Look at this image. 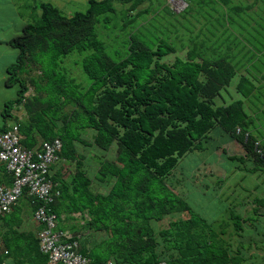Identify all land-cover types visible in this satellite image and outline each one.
Returning <instances> with one entry per match:
<instances>
[{
	"label": "trees",
	"instance_id": "obj_1",
	"mask_svg": "<svg viewBox=\"0 0 264 264\" xmlns=\"http://www.w3.org/2000/svg\"><path fill=\"white\" fill-rule=\"evenodd\" d=\"M184 4L181 11L188 16L190 5ZM152 7L151 0H90L84 12L67 16L40 3L31 8L32 18L21 15V33L7 43L18 51L6 68V86H17L16 96L4 103L2 120L21 107L25 117L15 123L22 145L40 149L58 139V160L75 163L67 180L52 178L54 164L50 166L47 179L55 195L49 209L57 216L85 215L79 229L103 234L81 248L88 264H252L251 251L259 248L251 235L259 234L257 223L264 219V191H229L226 202L232 209L226 222L218 223L217 216L209 222L175 191L181 180L174 178L173 186L169 179L187 154L207 150H220L227 160L242 165L247 158L251 163L248 170L243 165L245 172L264 174V136L256 129L264 113L259 109L264 66L251 61L263 51L264 36L257 47L254 32L244 42L239 38L242 30L238 36L225 28L228 15L206 20L196 34L186 27L192 25L189 20L182 34L166 33L168 27L160 28V21L151 24L160 16ZM230 8L237 14L249 6ZM163 11L172 15L166 7ZM142 15L147 18L137 22ZM228 22L235 20L230 17ZM148 26L155 31L151 36L145 31ZM169 55H175L173 62H162ZM74 56L73 65L86 76L84 81L63 67ZM231 86L234 96L227 91L228 102L222 91ZM29 89L32 95L26 97ZM246 103L258 112L253 106L246 109ZM5 129L1 124L0 131ZM88 129L93 135L84 138ZM215 130L239 143L245 155H228L223 142L211 135ZM76 144L104 152L115 146L117 155L115 160H99L91 178L83 166L88 157L76 151ZM0 173V185H11L6 165L0 164ZM224 176L216 182L223 183ZM222 185L221 195L226 188ZM62 202L68 205L64 209ZM14 206L0 217L5 227L4 233L0 228V252H7L0 263L11 257L17 264H47L48 254L40 251L38 239L30 243L33 249L16 254L24 235L13 229L14 222L8 225ZM181 215L186 217L170 219L167 227L156 230L152 225ZM218 228L230 233L221 243Z\"/></svg>",
	"mask_w": 264,
	"mask_h": 264
},
{
	"label": "rangeland",
	"instance_id": "obj_2",
	"mask_svg": "<svg viewBox=\"0 0 264 264\" xmlns=\"http://www.w3.org/2000/svg\"><path fill=\"white\" fill-rule=\"evenodd\" d=\"M41 1V0H37ZM187 2L190 5V9L188 11V16L186 13H182L181 5L184 2ZM254 0H228L229 5L225 6L222 3L225 2V0H151L152 3V10L151 12H157V14H154L155 16L160 14L159 20H152V25L153 27L158 25L157 22L160 21L159 26L160 28L164 25L165 27L167 26L168 28L164 29V32L170 33V32H176L179 35L182 34V25L189 20L192 25H186L187 28H191L193 32H198L199 28L202 26L203 23H205L206 20H214V17L221 15L222 17L224 16L225 18L227 17L228 21H230V17H232L235 20V23L232 25L229 24L228 21H225V28H228L229 33H233L235 35L239 36L240 31L242 30L241 33H243V38L239 36L241 40L246 42L244 37H248V33H256L257 34V40L255 39V45L256 47L259 46V40L262 39V36H264V0H258L257 6L255 2H252ZM27 2V0L25 1ZM25 2H22V4H12L8 5L10 8H12V11L17 12L19 17L22 18L21 15L24 17H33L32 14H30V11H28V4H25ZM10 3V0L8 1V4ZM180 3L179 5H177ZM252 3H255L251 5ZM146 6L149 5V3L145 4ZM144 5V6H145ZM161 5V6H160ZM234 5H239V6H250L248 9H243V12L240 13H234L232 9L230 8L231 6ZM141 6V7H144ZM8 7V8H9ZM66 8H61V12L67 16H71L72 14L76 12H84L87 7L88 3H84L82 1H72L71 3H66L65 4ZM166 7V9L172 13L171 14H164L163 8ZM13 12H8V19L7 23L5 25H2L1 32H4V34L11 38L13 35H19L22 30V19L18 18L15 16L12 18L10 16L11 13ZM182 13V14H181ZM170 15V16H169ZM261 15V16H260ZM185 16V17H184ZM143 17V18H142ZM182 17V18H181ZM147 18V17H146ZM142 15L140 19L137 20L139 22L140 20L146 19ZM211 18V19H210ZM186 19V20H184ZM34 20V19H33ZM246 20V21H244ZM145 22L141 21L140 24H144ZM261 23V24H260ZM208 24V23H207ZM145 25V24H144ZM100 29V28H99ZM104 31V30H102ZM107 31V30H105ZM149 36L152 35V32H155L151 26L147 27L145 30ZM242 35V34H241ZM5 47L8 48L6 45L0 46L1 50H5ZM11 50L15 52V54H18V51L12 47ZM8 48V50H10ZM180 54V53H178ZM76 56L73 58L65 60V63L63 67L66 69H70L72 77L76 78L78 81H84L86 80V76H83L80 74V69L77 66H74V59ZM175 55H169L165 56L162 59V62L164 63H172ZM13 54L9 52H4L0 55V110L3 107V102L11 100L15 98L16 96V90L17 86H5L3 77L6 75L5 73V66L8 64H11L13 62ZM251 61L255 64H258L260 67L264 66V49L261 53H256L255 57L251 59ZM62 66V65H61ZM37 73V71H35ZM236 82V79H233L232 84L234 85ZM229 92V94L234 96L233 93V88L232 86L229 88H226V91L223 90L222 93L225 94L227 101H228V95L226 92ZM262 96H260L259 99H262L263 103L260 105L259 109L263 110L264 109V89L262 90ZM29 96L32 95L31 91H28ZM258 99V100H259ZM230 101V100H229ZM228 101V102H229ZM216 102H219L216 101ZM218 104V103H217ZM253 104L246 103V109L252 108ZM255 112L257 111V107L253 106L252 108ZM23 114L22 116L24 117V112L20 111V114ZM261 117L259 118L258 124H256V129H257V134L263 135L264 136V113L259 114ZM1 119V116H0ZM221 133H217V130L212 131L211 135L216 138V141L218 142L219 138V143L222 141L223 143L220 145L221 148L225 149L227 148L226 152L228 155H242L244 153V150L242 146L234 141H228L227 137L224 136L222 137L220 135ZM254 134V133H253ZM93 135V130H86L83 133L84 138H89ZM256 136V134H254ZM257 137V136H256ZM258 138V137H257ZM259 139V138H258ZM229 142V143H228ZM216 143V142H215ZM76 151L80 154H84L85 157L87 158V162L85 163L84 169L86 170V173L88 174L89 177L95 176L97 170H98V163L99 160L104 161V160H115L116 158V149L115 146H112L108 152H104L102 150H98L94 147L91 148H86L83 145L76 144ZM207 150L205 152L195 154H187L180 162L178 171L174 172L175 175L169 179V183L174 186L173 180L174 178H178L181 180L180 185L176 184V189L182 198L188 202L189 206L195 210L201 217H204L207 221L209 222L212 221L217 216L218 223L225 221L226 217L225 215H228V211L232 209L231 205L226 202L227 199V193L231 191V194L233 191L238 190L243 194L244 190L242 189H250V192L252 191H257V193H262L264 191V174L260 172H255L253 174H250L248 172H245L243 170V165H245V168L248 170V166L251 163L249 159H243V165L232 162L227 160L226 155H220L221 151H211ZM218 160H221L222 163L219 165L217 164ZM73 165L70 166V168H67L70 170V173H73L75 170V163H72ZM252 165V164H251ZM223 170V173L221 169ZM236 168V169H234ZM240 168V170H239ZM73 169V170H72ZM181 171H180V170ZM213 171V172H212ZM183 172V174H182ZM211 172L212 174H210ZM215 172V173H214ZM69 173V174H70ZM216 173H220V176H217ZM68 174V175H69ZM225 176H224V175ZM224 176V178H220L221 180L224 179L223 183H218L216 182V177H221ZM225 183V184H224ZM223 184V185H222ZM218 185V187H217ZM219 185L225 186L226 188H223V193L221 195V189L218 190ZM99 189V187H96ZM101 189V188H100ZM102 190V189H101ZM219 215V216H218ZM178 217L184 218L186 217L185 215L181 216H172V217H166L164 220L152 225H154L155 229L158 230L159 228H164L167 227L168 221L170 219H177ZM214 220V222H216ZM248 227H245L246 230ZM58 229V228H57ZM229 229V228H228ZM257 229L260 231L259 234L255 235L252 234L251 237L255 240L256 242V249L252 250L253 257L255 255L261 256L262 254L264 255V234L261 232V230L264 232V219L262 218V221L257 223ZM218 233L219 238L221 241L219 243L223 242L227 236L230 235L228 231H223L222 228H218L216 230ZM221 234H220V232ZM257 232V231H256ZM260 234H263L262 236H259ZM255 246V244L253 245ZM247 247V246H246ZM254 249V248H253ZM261 250V251H260ZM264 258V256H263ZM252 264H256V259L252 262Z\"/></svg>",
	"mask_w": 264,
	"mask_h": 264
},
{
	"label": "built area",
	"instance_id": "obj_3",
	"mask_svg": "<svg viewBox=\"0 0 264 264\" xmlns=\"http://www.w3.org/2000/svg\"><path fill=\"white\" fill-rule=\"evenodd\" d=\"M184 6L183 3L180 9ZM22 139L17 124L0 131V164L6 165L12 177L11 185H0V217L9 212L20 197L30 198L36 207L33 220L39 226L40 251L48 254L47 264H88L80 253V237L70 241L71 236L57 229L58 217L49 209L55 194L51 193L52 184L47 176L50 166L58 160L55 151L59 150L60 141L45 142L40 149H27L22 145Z\"/></svg>",
	"mask_w": 264,
	"mask_h": 264
},
{
	"label": "crops",
	"instance_id": "obj_4",
	"mask_svg": "<svg viewBox=\"0 0 264 264\" xmlns=\"http://www.w3.org/2000/svg\"><path fill=\"white\" fill-rule=\"evenodd\" d=\"M9 0H0V28L2 27V25H5V23H7V19H8V14L12 11V8H10L8 5H12V4H22V2H25L26 0H10V3L8 4ZM72 1H82L84 3H88L90 0H41V1H37V0H27V2H25V4H28V11L31 10V8L34 6L36 7V5H39L40 3H49L51 5H53L54 7H56L57 9L61 10V8H66L65 4L66 3H71ZM246 0H244L245 2ZM256 3V6L258 5L256 1H252ZM252 3L251 5L255 4ZM9 7V8H8ZM250 7V6H249ZM7 11L9 13H7ZM62 11V10H61ZM19 14L17 12H13L10 14V16L12 18H14L15 16H17L18 18L21 19V17L18 16ZM23 21V19H22ZM23 26V23H22ZM16 35H13L11 38L7 37L4 32H1L0 29V46L2 45H6L9 47L7 43ZM8 48L5 47V50H1L0 49V55L4 52H9L13 54V62L15 61V58L17 56V54H15V52H13L11 50V48H9L10 50H8ZM12 62V63H13ZM11 63V64H12ZM10 64L5 66V73H6V68L9 66ZM263 72H264V68H263ZM4 80V84L6 86V80H7V74L3 77ZM6 101H4L3 103H5ZM4 106V104H3ZM3 109V107H2ZM2 109L0 110V116H1V112ZM20 110L18 111H13L11 113L12 117L8 118L7 120H5L3 122L2 117L0 119V125L3 124L4 127H7L11 122H15L17 119H23L25 117L22 116L23 114H20ZM73 165L72 163L66 162L64 160H58L51 168V177L56 179V180H67L72 176V173H70V170L67 168H70V166ZM217 168H219L217 166ZM73 170V169H72ZM213 172V171H212ZM70 173V174H69ZM210 174H212L211 172H209ZM215 173V172H214ZM223 173V172H222ZM69 174V175H68ZM217 176H220V173H216ZM1 175V173H0ZM61 204L64 205V208H66L67 202H65V204L62 202ZM60 204V205H61ZM66 206V207H65ZM33 203L32 200L30 198H27L25 196H22L18 203L16 204V206H14V216H12V220H10L11 222H8V225H10L9 223H13L12 225H16V227H14V230H18L19 233H22L21 235L24 236H19V242L17 244H22V249L19 252V248L21 246H16L14 250H16V254L21 255L22 253H25L26 249H33L34 246L31 245L30 243H34V241L37 239V233L39 230V226L35 223V221L33 220ZM68 210V208H67ZM84 219H86L85 215H80L79 213H61L58 217V225L57 228L62 231L67 233L69 236L71 237H75L76 235H78L79 233H82L83 231L81 229H79V225H82ZM74 227L76 229H74ZM0 228L2 230V233H4L5 231V227L3 226V224H0ZM17 228V229H16ZM7 229V227H6ZM82 235H84V239H82L81 242V247H83L84 249H86L88 246L91 245V243L94 242L95 239H98L100 237H103L102 233L99 234H95V233H91V231H86L83 232ZM81 240V237L80 239ZM0 242H2V240H0ZM29 243V244H28ZM254 250V249H253ZM32 251V250H30ZM29 251V252H30ZM264 253V251H263ZM32 254L30 255V258H32ZM263 254L261 256L255 255L253 257V259H256V264H264V258H263ZM22 256H20L21 259ZM38 260V258H36ZM18 262H16L15 260H13V258L9 257L7 259V264H17Z\"/></svg>",
	"mask_w": 264,
	"mask_h": 264
},
{
	"label": "clouds",
	"instance_id": "obj_5",
	"mask_svg": "<svg viewBox=\"0 0 264 264\" xmlns=\"http://www.w3.org/2000/svg\"><path fill=\"white\" fill-rule=\"evenodd\" d=\"M169 2H170V0H169ZM184 8V7H183ZM182 8V9H183ZM28 91H31L32 92V90L31 89H29ZM28 91L26 92V94H25V96L26 97H28L29 95H27L28 94ZM21 109V107H18V110H20ZM23 111V110H22ZM11 124H17L18 125V123H15V122H11L9 125H11ZM9 125L6 127V128H8L9 127ZM19 127V126H18ZM22 136V135H21ZM22 138H23V136H22ZM23 140V139H22ZM31 149H34V148H31ZM58 161V160H57ZM57 161H55L53 164H55ZM52 168V167H51ZM51 172V171H50ZM34 206H35V204H33ZM57 217H59V216H57ZM84 223V222H83ZM82 223V224H83ZM1 224V223H0ZM83 233V232H82ZM82 233H79L78 235H76L77 236V238L79 239V237H82ZM38 234V233H37ZM73 238V237H72ZM75 238V237H74ZM82 239H84V238H81V242H82ZM79 242H80V240H79ZM81 242H80V244H81ZM80 247H81V245H80ZM82 248V247H81ZM1 251V250H0ZM87 259V258H86ZM87 261H88V259H87ZM89 262V261H88ZM107 264H113V262H108Z\"/></svg>",
	"mask_w": 264,
	"mask_h": 264
}]
</instances>
